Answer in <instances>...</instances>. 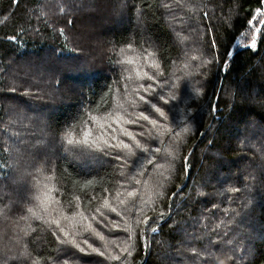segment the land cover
Masks as SVG:
<instances>
[{"label":"trees","instance_id":"1","mask_svg":"<svg viewBox=\"0 0 264 264\" xmlns=\"http://www.w3.org/2000/svg\"><path fill=\"white\" fill-rule=\"evenodd\" d=\"M189 1L186 8L169 0H0V181L7 184L17 155L12 111L33 107L47 114L43 134L59 142L50 147L48 159L55 198L69 214L78 210L74 196L80 197L79 210L94 212L124 181L126 157L119 152L117 159L118 151L111 150L105 162L91 166L77 160L76 149L61 136L73 123L78 135L91 122L89 115L112 111L130 72L141 66L156 73L149 81L156 91L148 88L144 97L163 107L168 118L158 123L171 131L156 159L142 163L144 173L134 187L148 195L145 184L152 176L160 179V160L171 169L162 195L149 194L154 205L133 215L136 209L127 204L140 225L132 255L122 253L120 261L264 264V35L257 34L254 49L249 46L252 27L264 26L248 24L264 2ZM125 57L134 63H117ZM153 59L159 70L151 67ZM132 82L131 88L142 84L138 77ZM157 93L170 102L164 105ZM143 111L155 114L150 103ZM133 127L144 128L140 122ZM38 150L39 158L47 153L43 145ZM35 222L27 250L41 262L53 259L60 244ZM0 264L28 263L11 258Z\"/></svg>","mask_w":264,"mask_h":264},{"label":"rangeland","instance_id":"2","mask_svg":"<svg viewBox=\"0 0 264 264\" xmlns=\"http://www.w3.org/2000/svg\"><path fill=\"white\" fill-rule=\"evenodd\" d=\"M175 2H178V4L183 5L186 8L187 5H190L189 0H169V3ZM89 10L94 11L93 9ZM146 59H151V57H147ZM149 62L151 64L153 62L156 63L155 59ZM45 64L48 63L46 62ZM137 69L140 71L141 66L135 67L134 70L130 72L131 79L126 80L123 89L118 93L115 106L112 111L116 110L117 104H121L123 105V108L120 109L122 114H124L129 119L136 120V123L140 122L142 124L144 128L133 127V125L136 123L127 124L124 125V127H126L128 131L135 134L137 139L140 140L141 144L149 148L150 151L142 152L136 149L135 155H128L126 151L121 152L126 157L124 173L125 178H123L124 181L122 182L116 194L109 195L107 197L110 201V205L116 208V212H111L108 209H102L104 212V217L106 218L99 216L95 211L85 212V215L89 217V221H83L79 217L70 220L62 219V226L65 228V231L69 233V235L65 237L63 234L58 233L57 235L59 236V239L57 236H55L60 244L59 248H57V254L53 259L44 262L35 259L32 255L29 259H24L20 256V253L25 247H27L25 241L33 232L29 231L26 225L30 223L33 228L34 222L40 221H26L22 219V217L30 216V214L27 212V209L38 204V201L34 199V196L38 194L37 190L42 187V184L38 183V181L44 182L45 175H53L50 167L48 166V159L52 155L51 153L49 156V153L51 152L49 149L52 145L58 146L59 142L56 140V138H53V136H49L48 140V137L42 132V130L45 129L42 124L44 121V116L47 115L46 112H42L29 106L25 110L13 109L11 119L16 122L19 132L16 133V139L18 143L15 144L17 148H14V151L17 153V155L12 161V176L6 180L7 184L0 181L1 260H10L11 258H15L21 262H27L28 264H32L33 261H38L39 264H123L121 261L111 260L107 257L108 254L121 255V249L126 245H131V243L135 241L124 237L125 234L129 235V233H131L133 238L136 235L137 227L140 225V223H137L133 220V216H130L131 214L126 209L127 204L131 203L132 211L136 209L133 215L136 213L141 215L145 209L154 205V197L152 200V198L149 197V194L153 193V196L162 195L163 181L169 177L168 172H170L171 169L168 161L163 163V161L160 160L159 165L163 166L161 167L160 179L156 180V177L152 176L151 180L145 184V187L147 186L148 195H145V193L142 191L143 187H134L138 178L136 176L138 174L141 175L144 173L142 169V163L147 161V164L149 165L147 160L148 158L152 161L156 159V152L154 149L161 147L162 139L165 136L164 134L158 135V132L155 131V127L153 125H147V121L137 120V116L139 112L143 111V105L145 104L144 101L139 99V96H144L145 89H148V85H151L149 83L150 80H147V78H140L141 83L145 85V87L140 88L139 86L141 84H138L136 88H131L133 83L132 78L137 77ZM141 71L148 72L149 75H154L156 78L155 72H150L146 68L141 69ZM134 89L138 91L134 92ZM26 90L27 93L32 91L30 88H27ZM146 100H148L150 104H155L150 100V98ZM132 101H135L134 105H132ZM144 113L145 115H149L151 119H156L158 122H161L162 117H159L158 113L152 114L148 111H144ZM105 115L106 114L103 116ZM86 127L92 128L94 132L98 134L95 122H89ZM108 131L110 132L111 130L109 129ZM119 136L120 139L125 140V142H130L126 136H123L122 134H119ZM35 138H39L38 141H36ZM147 139H149V141ZM152 140H155L156 142H152ZM42 145L47 150V153L43 156V158H39L41 154H39L40 152L38 147ZM21 146L22 148L19 150ZM111 150L118 151L117 149H109V154H105L104 152H78V149H76L74 150L73 155L77 157V160H89L91 166H99L108 159ZM129 159L131 160V163H129ZM38 169L43 170V173L38 172ZM52 185L55 186L54 180L51 182L50 187ZM153 186H155L156 189ZM54 192L55 191L51 193L53 201L49 205V211L51 212V215L59 216L60 213L63 212L67 216L71 217V214L67 212V208H65L60 203H57L58 200L55 198ZM128 192H134L135 194L129 197ZM117 193L120 195L117 196ZM121 200H123L124 203H120ZM137 203H139V207L136 206ZM34 210L42 212V209L40 208H34ZM77 211L81 210L78 209ZM117 213H120V215H117ZM44 215L45 218H47V214ZM92 216H96V219L91 220ZM138 221H140L139 216ZM88 222H91L92 227L96 230V232H99L104 236L105 239L103 241L98 238L95 232L91 230H85V224ZM38 223H41V221ZM41 224L48 232H52L54 226L53 228H49L48 225L43 223ZM132 228L134 230H131ZM21 229L28 231V235L25 236L23 232H21ZM73 239L77 244L80 245V247L85 249L83 252H81L79 248L75 247L71 243H60V240L70 241ZM85 240H87V244L84 243ZM88 244H91L95 248H99L101 251H104L105 256H101L97 252H93L88 247ZM71 252H73V254H71ZM87 257H90L94 261L99 260V262H83L82 259H87ZM223 260L226 261V257H224ZM127 264H129V262H127Z\"/></svg>","mask_w":264,"mask_h":264},{"label":"snow or ice","instance_id":"3","mask_svg":"<svg viewBox=\"0 0 264 264\" xmlns=\"http://www.w3.org/2000/svg\"><path fill=\"white\" fill-rule=\"evenodd\" d=\"M13 2L18 3V0H13ZM262 2H264V0H262ZM61 11H63V9H61ZM258 16L264 17V10H262L261 8H257L256 15L252 16L251 19L248 20V24L250 26H253V22L255 21L257 24L264 26V18L257 19ZM251 31H252L251 44L249 46L254 49L256 47L257 34L264 35V27H254L253 26ZM59 34L61 36L64 35L63 29L59 30ZM9 39L15 40L16 37L15 36L9 37ZM212 46L215 47V44H213ZM127 47L129 49H131L132 45L129 44ZM119 54L121 56H124L125 55V49L121 48ZM148 55H152V54L149 53ZM225 55L226 56L231 55V53H225ZM146 58L147 57H145V59ZM193 59H196V57H193ZM117 63L133 64L134 60L131 57H125L124 60L117 61ZM225 63H227V62H225ZM151 67L159 70L160 65L158 63L153 62L151 64ZM157 74L163 75L162 73H159V72H157ZM136 76L138 78H141V79L147 78V80H154L155 79L154 75H149L148 72H141L138 69L136 70ZM129 79H131V76L129 77ZM139 87L144 88L145 85L141 84ZM172 87L175 88L176 85H172ZM148 88H150L153 92L156 91L155 88H152L151 85H148ZM145 90H147V89H145ZM133 91L137 92L138 90L134 89ZM196 95L197 96L201 95L200 89L196 90ZM157 96H158V99L160 101H162L164 105H167L170 102L169 99L166 98L163 94L157 93ZM171 98L175 99V96L173 95ZM139 99L141 101H144L145 103H150L149 101L146 100V98L143 95H140ZM131 103H132V105H134L135 101H132ZM210 107L212 108L213 111L217 110L216 105H210ZM122 108H123V105L117 104L116 110L108 112L103 117H97V116L89 115L90 121L96 123V128H97L98 134H96L92 128L81 127V131L77 135V134H75V129L78 126L77 124L73 123L72 125L67 126L64 133L61 136L62 142L66 143V145L72 146V148L79 149L81 152H104L105 154H109L108 153L109 149H117L118 150V154L116 157L117 159H120L119 152H125L126 151L128 155H135L136 149H138L142 152H149L150 149L143 146L141 144L140 140L137 139L136 135L133 134L132 132L128 131V129L126 127H124V125L136 123L137 121L129 119L124 114H122V112L120 111V109H122ZM151 108L155 111V113L159 114V117H162L165 120L168 118L167 113L165 112L163 107H158L156 104H151ZM137 120L147 121L149 124L156 127L158 129V135H163V134L171 131L170 129L167 128V126L160 125L158 123V120L151 119L149 115H145L144 111L139 112V114L137 116ZM80 123L83 125L85 122L83 120H81ZM109 129L111 130L110 132L108 131ZM182 131L187 132V131H189V129L184 128V129H182ZM118 133L122 134L123 136H126L130 142H125V140L120 139V136ZM176 136L179 137L180 133H176ZM154 151L160 152L161 149L156 148V149H154ZM169 155H171V153H169ZM148 163L151 164L152 160L149 159ZM156 166L157 167H163L162 165H156ZM37 171L43 173V170H41V169H38ZM54 179H55L54 175H45L44 176V182L38 181V183L42 184V187H40L37 190L38 194L34 196V199L36 201H38V204L35 205L34 207H29L27 209V212L30 214V216H24V217H22V219H24L26 221L27 220H40L41 223L48 225L49 228H53V226H54V228L52 230V235L57 236V238L59 239V236L57 235L58 233L63 234V236H65V237H67L69 235V233L67 231H65V228L62 226V223H61L62 219L63 220H70V219H75L76 217H79L83 221H89V217L85 215L84 211H73L71 214V217L67 216L63 212H61L59 216H52L51 215V212L49 211V205L53 201V197H52L51 193L53 191H58V189H55L54 185H52L50 187V184ZM90 183H91V181L86 182V184H90ZM137 183H139V181H137ZM235 190L236 189H234V191ZM105 191H107V189H105ZM134 194H135L134 192H128L129 197L133 196ZM119 195L120 194L117 193V196H119ZM92 199H95V197H92ZM73 200L77 201V203L75 204V208L80 209L81 205L78 203V201L80 200V197L74 196ZM57 203H59V202L57 201ZM68 203L71 205L72 201H69ZM120 203H124V201L121 200ZM34 208H40V209H42V212L36 211V210H34ZM102 209H108L111 212H116V208L112 207L110 205V201L107 197H103L101 206L97 207L95 209V212L99 216L104 217V212L102 211ZM44 214H47V218H45ZM117 215H120V213H117ZM104 218H106V217H104ZM95 219H96V216L91 217V220H95ZM148 219H149L148 217H144L143 223L147 224ZM137 223H140V221H137ZM26 227L29 231H36V229L32 228L30 223L27 224ZM85 230L86 231L91 230V231L95 232V234L98 236V238L101 241H103L105 239L101 233L96 232V230L92 227L91 222H88L85 224ZM152 231H156V229L153 228ZM21 232H23V234L25 236L28 235V231H25L24 229H21ZM129 239L130 240L132 239L131 233H129ZM65 242L73 244L75 247L79 248V250L81 252H83L85 250L84 248L80 247V245L77 244L74 239L70 240V241L60 240V243H65ZM84 243L87 244L88 243L87 240H85ZM88 247L93 252H97L99 255L105 256V252L101 251L99 248H95L91 244H88ZM132 247H133V245H130V244L126 245L125 247H123L121 249V251H122V253H125L128 256H131L132 255V251H131ZM20 256L23 257L24 259H29L31 257V253L27 250V247H25L24 250L20 253ZM107 258H109L111 260H115V261H120L121 255L108 254ZM32 264H39V262L33 261Z\"/></svg>","mask_w":264,"mask_h":264}]
</instances>
